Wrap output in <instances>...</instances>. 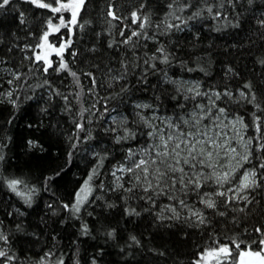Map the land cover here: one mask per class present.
Segmentation results:
<instances>
[{"label": "trees", "instance_id": "16d2710c", "mask_svg": "<svg viewBox=\"0 0 264 264\" xmlns=\"http://www.w3.org/2000/svg\"><path fill=\"white\" fill-rule=\"evenodd\" d=\"M133 12L148 17L143 29ZM50 18L58 25V14L29 0L0 8V233L7 237L0 250L13 257H0V264H193L213 240L258 243L255 229L264 232V0H86L71 32L62 27L49 36L57 47L71 39L63 60L75 77L55 70L59 57L47 72L42 61L29 59L42 50L37 45ZM246 84L259 108L239 95L249 92ZM225 90L231 98L215 99L216 105L242 118L252 142L248 165L259 187L251 203L225 204L217 196V208L208 209L190 191L170 187L163 196L145 192L129 174L119 179L129 151L150 142L153 116L179 122L197 111L203 93ZM13 179L22 181L16 192L8 186ZM77 193L79 212L72 208ZM187 197L201 207L206 224L180 208ZM175 205L179 218L169 211Z\"/></svg>", "mask_w": 264, "mask_h": 264}, {"label": "snow or ice", "instance_id": "6c2138e0", "mask_svg": "<svg viewBox=\"0 0 264 264\" xmlns=\"http://www.w3.org/2000/svg\"><path fill=\"white\" fill-rule=\"evenodd\" d=\"M11 0H0V8H4L9 5ZM30 3L36 5L39 8L48 9L53 14L62 13L64 11L70 12V19L65 22L64 17L61 15L58 20L59 23L53 24L52 19L50 18L47 21V29L41 34L42 43L37 45L40 48L50 49L51 52H54L59 58L58 67L55 69L56 71L68 70L70 75L73 77L76 76L75 72H71L69 69V65L64 62L63 55L68 46L71 45V39L67 41H61L59 46L55 43L49 41V36L53 33H58L61 27H66L69 29V32L72 31V26L77 25L78 20L77 17L79 12L83 9L86 4V0H29ZM143 7V5H141ZM171 7V5H169ZM187 7V5H186ZM211 11V8L208 9ZM109 16L113 19H118L115 13L109 11ZM199 15V13H196ZM133 22L140 21V28L143 29L144 26L148 22V17H140L136 12L132 13ZM179 19V17H176ZM264 24V21H261ZM79 27L82 29L84 27L83 24H79ZM179 27V25L168 24V28ZM123 35V33H121ZM139 32L133 31L131 36H138ZM131 36L124 41V43H128L131 39ZM26 48L28 46H25ZM158 51L163 53V48L158 49ZM74 55V53H73ZM29 59H34L36 62H43L45 67L43 68L44 72L48 71V68L52 66V61L49 59V53L45 52L43 55L38 53H34L33 57ZM168 57L165 55L163 62H167ZM264 63V61H261ZM231 71V69H229ZM91 75V74H89ZM19 79V76H16ZM245 88L249 89L248 93L241 91L239 95L248 100L249 103H254L256 108H259L260 105L255 103L257 97L254 92L251 91V84H246ZM11 96V92L8 93ZM196 95H201L200 92H196ZM204 95H209L208 93H204ZM219 100L222 96H227L231 98L232 93L225 90L223 93L215 92L212 93ZM187 99V97H185ZM211 100V96L209 97ZM198 107L203 110L204 105H198ZM212 108H215L216 115L212 116ZM226 108L218 107L216 105L215 100H211V107L204 113L202 117L199 119L195 118V114L191 117V123L193 130H184L181 129L179 125H169L170 128H174L175 130L169 133H163L160 130L150 131L148 133L149 137H154L155 142L150 144L145 150V156L139 159H133L132 165L130 167H121L119 171L124 172L127 171L129 173L134 174V179L137 182H143L147 186L144 187V191L147 192L149 190H153L155 192L156 189H161L162 186L175 187L177 183L181 185V190L191 188L193 190H198L203 187L202 180H213L214 183L223 187L225 183L230 182V173L229 171L216 172L215 170L209 174H205L203 171L204 168H216V164H213L214 154L216 157H219L220 153L216 151L217 149H223L227 140L229 139L227 133L223 132L220 128V124L216 123L220 120V116L225 114ZM210 124H215V127H209L205 125L203 129L197 127L199 125L201 119H209ZM226 118V117H225ZM259 120V117L256 118ZM184 124H188L190 121L182 120ZM233 126L236 123L242 124V118H237L232 122ZM149 127H152L149 125ZM257 130L259 131V125L257 124ZM223 137L224 143L220 142V138ZM31 143V142H30ZM251 144V139L245 144V148L247 145ZM261 149H264V144L260 145ZM231 153H236L235 148L229 149ZM250 152H247L242 159L247 161L249 158ZM129 156H132L131 150L129 151ZM261 169H264V162L259 164ZM186 168L188 171H186ZM95 172V169L93 170ZM115 176V172L113 173ZM264 178V177H262ZM91 176L89 177V180ZM22 181L13 179L8 182V186L12 191L16 192L17 186L21 184ZM123 187V185H119ZM87 187V182L86 186ZM259 187V181L257 180V172L255 170L250 172H245L242 177V181L239 186L235 189L229 188L227 191H217L215 193H203L206 199H201V203L205 205L208 209H216L217 203L212 198L213 195L225 197L224 203H232L235 200H242L247 203H251L247 195H240L248 189H254ZM132 189H126V191H131ZM85 188L81 189V192H84ZM231 192L233 195L229 196L228 193ZM18 195H23V193H17ZM170 199L172 197H169ZM80 202L81 197L80 194L77 193V201L76 204L72 206L75 212L80 211ZM179 205L183 208H187L190 215L188 219L195 218V222L197 225H204L207 223V218L201 211H198L194 208H188V205L185 203L183 199L178 201ZM65 208H68V205H64ZM135 211L134 209L132 210ZM170 211L176 215V218H179V213L175 207L170 206ZM243 211V209H240ZM131 214V213H130ZM219 215H225L224 212H219ZM85 231L87 228L85 226ZM255 231L260 235L259 242L253 241L252 243H247L244 241H236L231 240L228 244H222L219 240H213V244L215 246H210L203 249L201 252L197 254V258L193 261V264H264V232L261 231L260 228L255 229ZM109 235H114V233H109ZM0 240L7 241V237L0 233ZM131 240L139 244V241L135 236L131 237ZM253 243H257L256 248L252 247ZM243 245V247H242ZM162 254V253H161ZM0 257H6L8 260H11L13 257L7 255V253L3 250H0ZM59 264H63L62 261ZM95 264V262H93Z\"/></svg>", "mask_w": 264, "mask_h": 264}, {"label": "rangeland", "instance_id": "374dc122", "mask_svg": "<svg viewBox=\"0 0 264 264\" xmlns=\"http://www.w3.org/2000/svg\"><path fill=\"white\" fill-rule=\"evenodd\" d=\"M58 16L60 17L61 15L64 17L65 22H67L70 19V12L68 11H64L62 13H57ZM68 17V18H67ZM62 28V27H61ZM42 50L39 51L40 55H43L45 52L49 53V59L53 62V58L54 57H58L54 52H51L50 49L47 48H41ZM190 87V86H189ZM190 89L193 90L194 93H196L197 91H199V88L197 87H193ZM203 97V102L200 105H204V109L201 110L200 108L197 109L196 112H193L192 114H190L189 117L182 119V120H188L190 121L188 124H184L181 121L179 122H175L176 120H172V119H167L164 117H157L156 115L153 116L154 117V122H153V126H152V131L155 130H160L163 133H169L174 131V128H170L169 125H179L181 129L184 130H193L192 128V123H191V117H193V114H195V118L199 119L200 117H202L204 115V113L208 110L209 107H211V100H215L216 97L212 94L210 95H202ZM211 96V100L209 99V97ZM216 115V111L215 108H212V116ZM226 117V118H225ZM237 118L235 117H229L226 114H223L220 116V120L217 121L216 123L220 124V128L223 130V132L227 133L229 139L227 140V143L225 144V147L223 149H217L216 151H218L220 153L219 157H216L214 154V158L212 163L216 164V168L212 169V168H204L203 171L205 172V174H209L211 172H213L214 170L216 172H223V171H229L230 173V182L229 183H225L223 185V187H220L219 185L214 183V179L213 180H202L201 182L203 183V187L198 189V190H193L191 188V186H189V188L181 190V185L179 183H177L175 185V187L173 188H179L181 191H190L191 193L196 194V196L198 195V200L199 203L201 205H204L203 203H201V197L202 199H206L207 197L203 196V193H215L217 191H227V189L229 188H237L240 184V182L242 181V177L245 174V172H250L253 171V169L248 165L250 160V155L247 161H244L242 159V157L247 153V152H251V144L247 145V148H245V144H247V142L249 141V139L246 136L245 133V127H244V123L242 122V124L240 123H236L233 126V121H235ZM209 119H201L199 125H197L198 128L203 129L205 125H208L209 127H215V124H210ZM150 142L148 143V145L142 149H135L133 151H131L132 156L129 158V167L132 165V160L133 159H139L141 157L145 156V152L144 150L152 143L155 142L154 137H149ZM220 142L224 143V139L223 137L220 138ZM230 148H235L236 149V153H231L230 152ZM186 171H188V169L186 168ZM129 174V179L131 178L132 180L134 179V174L133 173H127V171L121 172L119 171L117 176H119V179H122L123 177L127 176ZM125 175V176H124ZM137 182V181H136ZM141 184L144 185V187H146L147 185L144 184L143 182H141ZM178 186V187H177ZM166 190L167 191H172L173 189H171L170 187H166V186H162V190L161 189H156V193L162 194L163 196H166ZM255 190L254 189H248L245 192L241 193L240 195H247L249 200H252V192ZM188 193V192H187ZM186 193V194H187ZM229 196L233 195V193L229 192L228 193ZM213 199L217 198V196L213 195L212 197ZM187 201L186 204L188 205V208H194L198 211H200V206L196 205L194 199H191L189 197H187V199L185 200ZM237 202H245L242 200H235ZM205 206V205H204ZM176 208V210L178 209V206L175 205L174 206ZM180 208L184 209L185 211L188 212V215H190L189 211L187 208H183L180 206ZM170 211V208H169ZM178 211V210H177Z\"/></svg>", "mask_w": 264, "mask_h": 264}, {"label": "bare ground", "instance_id": "6f19581e", "mask_svg": "<svg viewBox=\"0 0 264 264\" xmlns=\"http://www.w3.org/2000/svg\"><path fill=\"white\" fill-rule=\"evenodd\" d=\"M121 142H122V141H121ZM121 142H120V143H121ZM124 154H125V153H124Z\"/></svg>", "mask_w": 264, "mask_h": 264}]
</instances>
